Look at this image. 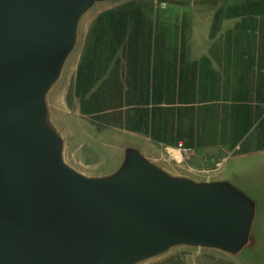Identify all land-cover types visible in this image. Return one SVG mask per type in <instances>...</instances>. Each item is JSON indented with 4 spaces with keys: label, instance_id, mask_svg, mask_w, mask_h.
<instances>
[{
    "label": "water",
    "instance_id": "water-1",
    "mask_svg": "<svg viewBox=\"0 0 264 264\" xmlns=\"http://www.w3.org/2000/svg\"><path fill=\"white\" fill-rule=\"evenodd\" d=\"M128 2L0 0V264H126L176 242L231 253L246 245L252 211L217 197L235 167L167 166L141 138L124 136L101 147L86 140L101 162L82 166L49 121L89 12Z\"/></svg>",
    "mask_w": 264,
    "mask_h": 264
},
{
    "label": "crops",
    "instance_id": "crops-1",
    "mask_svg": "<svg viewBox=\"0 0 264 264\" xmlns=\"http://www.w3.org/2000/svg\"><path fill=\"white\" fill-rule=\"evenodd\" d=\"M147 2L90 19L73 73L75 120L96 126L99 147L141 138L178 165L174 153L190 155L196 172L263 156L264 0H167L168 13Z\"/></svg>",
    "mask_w": 264,
    "mask_h": 264
},
{
    "label": "rangeland",
    "instance_id": "rangeland-1",
    "mask_svg": "<svg viewBox=\"0 0 264 264\" xmlns=\"http://www.w3.org/2000/svg\"><path fill=\"white\" fill-rule=\"evenodd\" d=\"M154 1L155 2H147L143 6L144 10L147 9L156 13L169 12L168 7L166 8V5L164 7L160 6V2H165L167 0ZM152 3L155 4L151 5ZM119 7L121 6H101L97 10L92 12L90 11L89 14H94L91 17V19H93L97 14L118 9ZM258 8L260 10L259 12H261L262 9L264 10V7ZM88 23H90V21H88ZM261 34L262 37L259 34L260 36L258 39V44L264 45V33L261 32ZM86 36L87 35L85 34V37ZM72 54H74V51ZM72 62L73 55L66 63L68 68ZM77 62L75 66L77 65ZM73 73L74 68L67 83L66 90L61 95V97L58 95V90H61V87L59 89V84L54 87L57 90L56 92L54 91L55 93H53L49 98V121L51 125H53V127L58 131V133L62 134V136H66L68 144L72 146V148H75L73 150L74 159L80 165L83 163L91 167V165L99 164L101 162V156L99 155L100 153H98L96 150H94V153H92L87 146H83L77 151L79 146L77 147L75 145L78 139L85 141L93 140L96 136L97 128L90 121L86 120V122H84L81 121V119H79L78 128L75 126V116L73 113L74 102L71 97V87L74 77ZM172 157L175 158L179 163L183 164L185 168H190V155L188 157L184 156V158H181L177 153H174ZM166 158L169 159V163L164 160L162 161L167 163V166L170 163H176L171 158L167 156ZM223 165L235 167L233 169L234 176L228 177V180L222 185V189L217 197L227 201H242L244 208L246 210L252 211L253 213L252 226L247 237L248 239L246 245H244L242 248H236L237 245H235L233 251V247L236 242L233 243V239L228 238L227 240L230 245V248L228 249L235 252L231 253L212 245L176 242L171 243L162 250H158L145 257L134 259L126 264H264V155L242 159L238 162H229V164L224 163ZM222 166L207 164L205 166L192 168L198 170L199 172H210L217 170ZM200 178L202 177H198V179ZM213 193L215 194V191H213Z\"/></svg>",
    "mask_w": 264,
    "mask_h": 264
},
{
    "label": "built area",
    "instance_id": "built-area-1",
    "mask_svg": "<svg viewBox=\"0 0 264 264\" xmlns=\"http://www.w3.org/2000/svg\"><path fill=\"white\" fill-rule=\"evenodd\" d=\"M166 5L165 2H160V6L164 7Z\"/></svg>",
    "mask_w": 264,
    "mask_h": 264
}]
</instances>
